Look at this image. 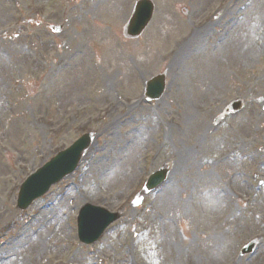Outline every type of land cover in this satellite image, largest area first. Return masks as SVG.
<instances>
[{
    "label": "rangeland",
    "instance_id": "1",
    "mask_svg": "<svg viewBox=\"0 0 264 264\" xmlns=\"http://www.w3.org/2000/svg\"><path fill=\"white\" fill-rule=\"evenodd\" d=\"M99 1L102 4L95 6ZM111 1L15 0L12 4L18 35L6 30L0 34V73L5 75L0 79L7 90L6 98L0 94V264H141L136 257L127 260L119 254L114 258L115 252L139 253L134 234L141 229L147 232L140 245L162 250L165 264L177 248L181 255L171 259L172 264H215L214 260L264 264V208L252 200L253 211L243 212L241 203L232 197L231 203L222 201L221 208L216 206L219 187L234 169L228 166L230 159L223 157L229 150L241 151L240 171L254 193L258 194L259 181L264 185V175L255 170L260 155L264 156V0H150L155 6L153 20L133 41L124 38L123 27L137 0H120L113 17L108 11ZM5 2L0 0V7ZM215 19L219 26L199 46L190 45L191 33L210 27ZM9 24L10 18L0 14V27ZM54 26L63 29L54 34ZM74 56L66 71L58 74L57 64ZM3 67H9L12 74L7 75ZM160 73L166 77V92L160 100L147 103L143 82ZM130 98L141 99L146 119L151 116L162 125L143 151L137 169L119 175L132 182L108 190L95 170L87 174L92 167L88 166L102 160L109 150L121 148L125 151L119 155H128L134 144L126 145V141L136 136L128 135L131 126L125 123L141 117V112L135 116L129 110ZM237 98L245 102L243 111L224 116L229 101ZM103 109L108 110L107 117L94 123ZM188 113H199L194 131L183 125L181 117ZM217 118L221 120L215 126ZM87 132L95 133V141L78 170L26 212H18L16 198L24 179ZM202 133L206 136L201 137ZM161 167L169 170V181L180 186L174 230L156 216L167 214L155 204L168 183L155 194H142L148 176ZM202 171L211 180H200ZM70 186L81 190L67 212H59L61 220L52 224L45 216L35 222L38 235L45 226L55 244L46 241L44 232L42 250L35 251L33 243L21 250L4 247L42 211L63 205L57 202ZM259 195H264V186ZM188 200L191 203L183 205ZM89 202L119 211L122 218L99 244L85 247L77 240L76 217L79 207ZM159 227L162 234L173 235L175 242L168 244L160 238L156 243L154 233ZM252 241H257L255 252L241 257V249ZM17 256L20 262H14ZM151 262L159 264L158 259Z\"/></svg>",
    "mask_w": 264,
    "mask_h": 264
},
{
    "label": "bare ground",
    "instance_id": "2",
    "mask_svg": "<svg viewBox=\"0 0 264 264\" xmlns=\"http://www.w3.org/2000/svg\"><path fill=\"white\" fill-rule=\"evenodd\" d=\"M12 2L13 0H6V2L0 7V14H2L4 17L6 18H11L12 21V25H11V30L12 32L15 31L16 27H15V22H14V18H13V14H12ZM120 0H112L108 6V11H109V16L113 17L114 13L119 5ZM104 7L107 6V4L103 5ZM3 12V13H2ZM220 24V21L218 19H215L210 27L205 28L204 30H202L201 32H197V33H191L192 35H190V40H189V44L190 45H195V47L199 46L202 41L207 37L208 34L212 33ZM210 28H213L210 30ZM102 34V33H101ZM169 58V57H168ZM167 59H164L163 61H165ZM2 65V63L0 64ZM55 68H62V67H55ZM3 69L6 71H11L10 69H8L7 67H3ZM3 75V73H0V75ZM6 92V88L3 85V83H0V94L5 95ZM109 94L106 93L105 96H108ZM68 97V95H67ZM134 110L133 112H137L140 110L139 107V102L133 104ZM1 110V107H0ZM137 114V113H136ZM147 115V114H146ZM155 115V114H154ZM102 118L106 117L105 114L101 115ZM192 122H189L190 117ZM187 117L189 120H187ZM199 118V113L196 114H191L188 113L184 116L181 117L182 121H183V125L189 129V131H191V129L194 131L196 129V126L194 127L196 120ZM168 120H174V118H168ZM1 122V120H0ZM162 124L159 123V121L151 116H149L146 119L143 117H140V119H138L136 122H134V124L130 127V132L128 135H135L136 137H133L130 139V142L126 141V145H131L132 143L134 144L129 150H128V155L124 156V155H119V152L125 151L121 148L117 149H113V150H109V152H107L106 154H104L103 159L101 160L99 158L98 161H95L93 163V165H89L88 168H90V170L88 171L87 174H91V171L96 172V176H98L101 180L98 179V181L103 184V187L105 189L108 190H112V188L118 186L120 188H123L124 186H127L129 183L132 182V178L128 177V178H122L119 175L123 172L126 171L128 169H131V172L137 169V166L139 165L138 160L141 159L144 155V152L149 144L151 143V140L153 138L156 137L157 134V130L160 131V126ZM182 126V125H181ZM201 128L204 130L205 126H201ZM206 136L204 133H202V136ZM201 137H198L197 139L194 140V144L193 147L196 146L197 141L199 142V140L201 139ZM163 139V137H162ZM225 140L221 143L218 144L219 148H222L225 145ZM110 146L112 147V143H110ZM113 148V147H112ZM183 156L186 157L187 156V152L186 150L183 153ZM168 157H172V154H169ZM226 159H230L231 163L228 164V166L232 165L234 167L233 170H231L230 174L227 175L226 174V180L225 183L222 184L219 187L218 190V195H217V200L219 201L217 203V207L221 208V202L222 201H227L229 203L232 202V198H234L235 200H237L238 202L241 203V210L243 212H249L251 213L253 211V208L251 206H249V202L252 203V200L256 201L257 200V204L264 208V195H259L255 194L251 184H249L248 182L245 181V178L243 176V174L240 171L241 165L240 163L243 162V156H241L237 151H227L224 153V156ZM226 162V161H225ZM201 163V161L199 162V164ZM240 165V167L238 168V166L236 165ZM214 166L213 164L209 163V167ZM87 168V169H88ZM201 168V167H200ZM255 170L259 171V174H263L264 175V156L260 155L259 157V161L257 163V165L255 166ZM87 171V170H86ZM197 178V177H196ZM199 178L200 180L203 179H208L211 180V177H209V173L206 171L204 173V171L201 172V174H199ZM178 182H181V180H179ZM165 185H163L162 187H164ZM79 190L81 189H76V187H71L68 188L66 191H64L61 194L60 200L57 202L58 205L63 203V205H60L59 207H56L54 210H51L50 208L47 211H42L39 216L37 217L36 220L32 221L29 223L28 226H25L26 228L22 227L20 229V232H18L14 239H13V243H12V248L14 250H21L26 244L28 245H32L33 243V249L35 251H39L42 250L44 248L43 246V241L45 242V238H44V229L45 226H41V234L38 235L36 234V231H38V226L35 223L39 218H43L45 216L50 217V219L52 220V224L54 223V221L59 222L61 220V218L59 217V212L60 211H64L67 212V207L70 204V201L72 198H74V196H76V192H79ZM229 191V193H228ZM162 194L156 199V206H160V208H162L164 211L167 212V214H165L162 218L157 216L158 221H160L161 223H165V225L167 227H169L170 229L174 230L172 225L174 223V221L179 217V213H180V203H178L176 200L178 198L179 193H181L180 191V186L179 184H174L173 181H170V183H168L164 190L161 192ZM164 193V194H163ZM232 197V198H231ZM249 199V200H248ZM75 201V199H74ZM191 203V201H186L183 205L185 204H189ZM80 210L83 208V206L79 207ZM150 208V206H149ZM166 218H169V222L166 223ZM150 224L153 225V228H155V224L150 221L148 222ZM121 231H126L125 229H121ZM147 232V229H142V232L139 236H137L134 239V248L136 249L137 252V248L139 249V253L138 254H134L133 256H127L124 252H120L114 253V258L118 259V255H124L127 257V260H130L131 258H135L141 262V264H149L151 261L155 262L156 259H158L159 264H165L164 262H162L161 259V252L162 250H157L156 248H152V247H144L141 246L140 243H142L146 237H145V233ZM47 235L46 241L48 242H52L54 243V238L51 237L49 235V232H45ZM155 242L158 243L160 242V238L164 241H166L168 244H171L172 242H175V237L173 235H169V234H162L161 233V228L159 227V230L156 228L155 231ZM28 235H35V238H31ZM19 240H25L24 244H17V242ZM133 240V239H132ZM131 240V241H132ZM130 241V242H131ZM146 243L150 242V239H147L145 241ZM27 245V246H28ZM226 248H229L227 245H225ZM129 250H130V243H129ZM30 252H32V250L30 249ZM135 252V253H136ZM168 254L170 252V249L167 250ZM179 255H181V251L179 248L176 249V254L175 256H170L168 257V264H172L171 263V259L173 258H177L179 257ZM223 258H225L224 256H222ZM212 262V259H210ZM208 261V260H207ZM14 262H20V257H15L14 258ZM215 264H218L216 260H214ZM230 263L232 264V260L230 261ZM21 264V263H19ZM23 264V263H22ZM152 264V262L150 263ZM207 264H209L207 262Z\"/></svg>",
    "mask_w": 264,
    "mask_h": 264
},
{
    "label": "water",
    "instance_id": "3",
    "mask_svg": "<svg viewBox=\"0 0 264 264\" xmlns=\"http://www.w3.org/2000/svg\"><path fill=\"white\" fill-rule=\"evenodd\" d=\"M150 17H151L150 6L146 2L141 3L135 18L128 27V34L130 36L138 35L142 31V29L146 26ZM159 85H161V83ZM89 138L90 137H83L81 140H79L76 143V145L70 151L67 152L69 153L70 155L69 158L71 159L70 164L67 167L64 168L60 166L62 159L66 158L67 156L66 154H62L58 158L53 160L52 164L50 163L49 165H47L41 172L37 174V176L32 178L27 184L23 186L18 201L19 208L21 210L24 209L27 206V203H29L31 200L41 195L51 184L55 183L62 176L66 175L67 173H70L74 169L78 161V153L79 151H81V149L88 146ZM164 176L165 173H160L155 175V181H156L155 183L161 182ZM37 184L40 185L37 188L31 189V185H37ZM22 202L24 204L23 206L21 205ZM83 211L86 212L88 210L85 208L83 209ZM81 226H83L82 222H81ZM100 233L101 231H99L96 234V237Z\"/></svg>",
    "mask_w": 264,
    "mask_h": 264
}]
</instances>
